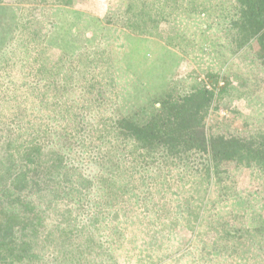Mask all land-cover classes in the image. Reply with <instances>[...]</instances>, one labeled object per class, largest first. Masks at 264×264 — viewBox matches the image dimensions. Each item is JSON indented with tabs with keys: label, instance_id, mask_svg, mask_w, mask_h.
Wrapping results in <instances>:
<instances>
[{
	"label": "trees",
	"instance_id": "obj_1",
	"mask_svg": "<svg viewBox=\"0 0 264 264\" xmlns=\"http://www.w3.org/2000/svg\"><path fill=\"white\" fill-rule=\"evenodd\" d=\"M73 1L41 0V4L67 7ZM124 3V8L115 6L106 13L114 24L120 25L127 33L155 36L160 22H169L173 29H177L175 23H180L188 30L186 46L198 47L202 52L211 46L209 42H203L207 32L211 33L212 40L218 41L213 44H216L214 50L221 56L220 66H224L230 56L241 50L248 52L251 48L257 55L260 54L258 57L264 65V0H124ZM40 35L41 32L29 33L28 37L15 42L11 41L13 35L10 36L8 45L0 49V68L13 57L21 59L27 56V47ZM179 35L176 33V38ZM221 38L225 39L227 46L219 42ZM43 42L40 41V47L47 52ZM256 45L259 50H256ZM115 54L114 45L111 44L109 50L94 46L87 49L82 47L75 55L61 53L55 61L51 57H33L32 61H37L33 68L36 71H33L39 75V81L40 77L44 81L45 76L50 78L49 73H53L62 81L83 82L81 92L90 91L91 96L84 99H87L90 107L97 104L96 109H103L112 99L104 104L101 103L104 100L100 92L91 95L99 85L93 79L105 77L107 86H114L116 62L119 64ZM219 74L214 69L207 70L206 80L202 83L197 82V74L183 92L174 86L152 88L154 91L144 101L140 102L139 99L132 103L124 115L117 110L107 114L108 107L92 117L87 114V117L96 120L94 125L87 128L90 133L84 136L88 142L82 145L91 143L95 133L93 127H97L100 136L108 135L111 146L121 150L120 153L113 152L115 155L126 152V158H130L126 164L119 160L95 164L98 173H101L95 179L88 180L80 172L74 174L63 165L58 168L53 166L55 162L61 164L60 160H52L50 166L45 168L36 166L38 148L26 146L14 156L3 155L0 158V174L8 169L9 160L10 164L16 165L10 167L12 174L5 181L0 176V264H86L83 258L91 257L94 262L110 258L104 245L113 243L111 235L114 233L105 234V225L103 228L99 222L103 221V213L107 212L108 217L112 214L113 203L125 197L129 202L144 203L145 211L151 212L148 216V219L152 218L151 221L156 215L150 209L153 200L145 195L148 192L138 189L134 182L136 178L133 176L141 172L146 176H142L143 180L138 179L139 185L145 183L144 186L155 180V177L148 176L150 173L178 174V190L187 194L183 199V203H186L184 208L187 209L179 208L182 211L180 215L186 216L185 220L174 214L173 218L168 215L166 220L155 218V222H159L155 224L160 228L155 232L151 227L146 230L149 238L138 250L135 264H179L183 258L188 264H264V253L262 257L259 255L264 252L263 223L258 225L255 222L254 226L243 229L222 223L223 230H219L217 224H205L213 200L210 197L211 186L218 192L226 188L221 183L228 177L227 172L231 167L257 170L264 179V131L246 134L227 126L214 130L215 126L206 125L207 112L215 94L224 91L229 84L226 80L219 86ZM221 77L225 78V75L221 74ZM142 85L145 91L148 90V83ZM113 100L117 106L122 101ZM70 119L75 123L74 129L86 130L82 116L74 114ZM101 150V155L105 157L100 158L106 161L112 148L110 145L104 146L98 148L97 153ZM161 180L159 184L168 181L165 178ZM44 194H47L46 198ZM63 202L71 203L72 208H58L59 211L54 208V218L50 221L51 207ZM101 205L106 206L103 208ZM87 206L93 208H89L90 216L82 220L81 209ZM250 208L253 207L247 201L242 210ZM167 212L169 214L170 211ZM179 212L177 210L176 214ZM124 215L130 218L126 212ZM191 217L199 219L193 235L189 238L185 234L177 236V227L185 228L179 224H185ZM204 227L208 229L204 231ZM209 230H215L216 243L231 241L230 245L226 244L217 251L222 258L214 254L218 260L209 255L215 246L206 249L203 241V235ZM132 243H137V240ZM197 243L202 249L194 254L193 247H198ZM137 247L135 245L134 249L137 250ZM154 247L159 253L160 250L163 252V248L167 250L166 258L159 257L156 262L147 260L145 251ZM177 251L181 253L176 254ZM165 259L168 262H163Z\"/></svg>",
	"mask_w": 264,
	"mask_h": 264
},
{
	"label": "rangeland",
	"instance_id": "obj_2",
	"mask_svg": "<svg viewBox=\"0 0 264 264\" xmlns=\"http://www.w3.org/2000/svg\"><path fill=\"white\" fill-rule=\"evenodd\" d=\"M41 3V0H0V49L8 45L11 39L9 37L12 35L11 41L15 42L28 37L29 33L42 34L37 41L27 47V56L21 59L13 57L0 68V158L6 153V156L9 154L14 156L21 148L30 146L39 149L36 166L45 168L50 166L52 160H60L61 164L55 162L52 163L53 166L58 168L63 165L74 174L80 172L88 180L95 179L101 174L98 173L95 164L101 162L108 164L109 160L124 161L126 164L130 158H126L125 151H122L125 154L119 156L121 150L111 146L112 141L108 135L100 136L97 127H93L95 133L91 143L82 145L83 142H88L84 136L90 133L87 128L94 125L96 120L87 117V114L92 117L96 112L108 107L107 114L117 110L119 114L124 115L132 103L144 101L146 96L154 91L152 88L174 86L183 92L190 86L191 78L197 74V82L202 83L206 80L205 72L209 69L220 73L219 86L226 83V80L229 84L224 91L215 94L207 112L206 125L215 126L214 130L220 126H227L246 134L264 131V65L258 57L260 54L257 55L252 48L248 49V52L241 50L230 56L228 62L220 66L221 56L214 50L216 44H213L218 41L212 40L210 32H207L203 42L207 44L209 42L211 46H208L209 50L205 49L203 52L199 51L198 47L186 46L188 30L186 31L185 26L180 23H175L177 29H173L169 22H160L155 36L127 33L120 25L114 24L111 16L106 13V10L115 6L124 8V0H74L72 5L67 7ZM17 28L19 29L16 30ZM176 33H180L177 38ZM41 40L44 41L42 45L47 48V52L40 47ZM219 42L227 46L225 39L221 38ZM111 44L114 45L116 58H119L113 75L114 86H107V78L98 76L93 81L99 85L91 94L94 96L100 92V97L104 100L101 103L104 104L112 99L103 109H96L97 104L90 107V103L86 101L91 97L90 91L81 92L83 82L62 81L60 77H54L53 73H49L50 78L45 76L44 81L40 77L39 81V75L33 69L36 67L34 63L37 62L36 59L32 61L33 57L38 59L51 57L55 61L61 53L75 55L82 47L87 49L94 46L109 50ZM255 48L259 50L258 45ZM114 61L113 59V63ZM221 74L225 75V78H222ZM87 75L89 78L91 74ZM143 83H148V90H144ZM217 90L216 88L215 91ZM113 99L122 101L117 106ZM74 114L82 116L86 130L74 129L75 123L70 119ZM97 117L96 115L95 118ZM109 145L112 148L111 154L118 153L116 155L109 153L106 161H102L100 157L105 156L101 155L102 150L97 153L98 148ZM8 162V169L0 174L4 181L12 174L10 167L16 165L10 164V160ZM231 168L227 172L228 177L221 183L226 188L218 192L210 185V197L213 200L208 208L205 224L207 222L217 224L220 226L219 230H223L222 223L236 229L254 226L255 222L258 225L264 224V179L257 170ZM166 174L150 173L148 176L155 177V180L148 185L149 187L144 186L145 183L139 185L138 179L146 176L143 172L133 176L136 178L134 182L136 181L137 188L148 192L149 194L145 195L153 200L154 204L150 209L156 213L154 220L151 221V217L148 219L151 212L145 211L144 203L136 204L121 197L113 203L112 214L108 217L107 212L103 213V221L99 222L101 227L104 228L105 225V234L114 233L111 235L113 243H110V246L104 245L110 258L95 262L91 257L83 258L86 264H135L138 250L149 238L146 230L151 227L155 232L160 228L155 224L159 223L155 222L156 217L159 220H166L168 215L173 218V214L181 219L186 217L180 215L182 209H187L184 208L186 203H183L187 194L178 190L177 181L180 176L168 172ZM161 178L168 179L167 183L159 184ZM44 196L46 198L47 194ZM247 201H250L253 208L243 211L242 208H245ZM64 204L51 207L50 221L54 218V212L59 211L58 208H72L71 203ZM105 206L101 205L103 208ZM54 208L56 210L53 212ZM89 208L93 207L81 209L80 219L84 220L90 216ZM108 209L107 206L106 210ZM167 210L170 211L169 214ZM177 210L180 211L179 214H176ZM124 212L130 218L126 217ZM198 221L199 219L191 217L185 224H179L185 228L177 227L175 234L191 237ZM203 229L205 231L208 228ZM134 240H137V243H132ZM203 241L206 243V249L215 246L209 255L215 256L214 259L217 260L219 258L214 254L226 244H231L230 240L216 243L215 230L205 232ZM197 244L198 247H193L194 254H198L202 249L199 248L200 243ZM135 245L138 246L137 250L134 249ZM167 253L164 248L163 252L160 250L159 253L154 247L146 250L144 255L147 256L142 257L149 259L150 262H156L159 257L166 258ZM180 253L181 251H177L176 254ZM263 253H259L260 257ZM217 255L222 258L221 253ZM163 262L168 261L165 259ZM179 264H188V261L183 258Z\"/></svg>",
	"mask_w": 264,
	"mask_h": 264
}]
</instances>
